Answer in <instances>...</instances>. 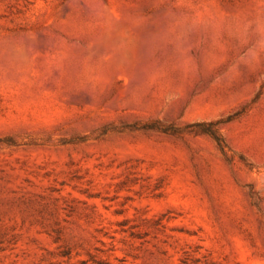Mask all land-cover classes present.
Wrapping results in <instances>:
<instances>
[{"label": "rangeland", "instance_id": "obj_1", "mask_svg": "<svg viewBox=\"0 0 264 264\" xmlns=\"http://www.w3.org/2000/svg\"><path fill=\"white\" fill-rule=\"evenodd\" d=\"M0 264H264V0H0Z\"/></svg>", "mask_w": 264, "mask_h": 264}, {"label": "trees", "instance_id": "obj_2", "mask_svg": "<svg viewBox=\"0 0 264 264\" xmlns=\"http://www.w3.org/2000/svg\"><path fill=\"white\" fill-rule=\"evenodd\" d=\"M217 124L218 123H208V124L207 123H195V124L190 125L188 128L191 130V132L207 134L210 137H212L216 141L221 152L226 156L228 154L229 148L225 142V139L223 138V136L217 129L216 127ZM148 128H152V129L157 128V130L164 132V133L175 134L176 132L172 128H159V127H148ZM7 142L12 143L11 140H8Z\"/></svg>", "mask_w": 264, "mask_h": 264}]
</instances>
